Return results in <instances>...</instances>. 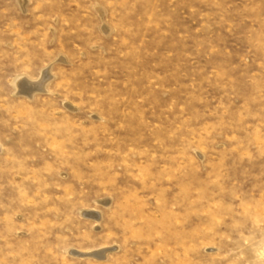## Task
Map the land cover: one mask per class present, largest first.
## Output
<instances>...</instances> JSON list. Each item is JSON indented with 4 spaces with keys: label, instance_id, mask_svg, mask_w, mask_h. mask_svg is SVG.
<instances>
[{
    "label": "rangeland",
    "instance_id": "rangeland-1",
    "mask_svg": "<svg viewBox=\"0 0 264 264\" xmlns=\"http://www.w3.org/2000/svg\"><path fill=\"white\" fill-rule=\"evenodd\" d=\"M0 264H264V0H0Z\"/></svg>",
    "mask_w": 264,
    "mask_h": 264
},
{
    "label": "bare ground",
    "instance_id": "bare-ground-1",
    "mask_svg": "<svg viewBox=\"0 0 264 264\" xmlns=\"http://www.w3.org/2000/svg\"><path fill=\"white\" fill-rule=\"evenodd\" d=\"M46 77V76H45ZM42 80V79H41ZM43 80H44V78H43ZM29 82V81H28ZM41 83H43V82H41ZM36 84V83H35ZM40 86H42V85H40ZM37 87V86H36ZM42 88V87H41ZM29 90H30V88H28ZM34 90V89H33ZM33 90H31V91H33ZM26 91V90H25ZM28 92V91H27ZM103 253V252H102ZM101 253V254H102Z\"/></svg>",
    "mask_w": 264,
    "mask_h": 264
}]
</instances>
